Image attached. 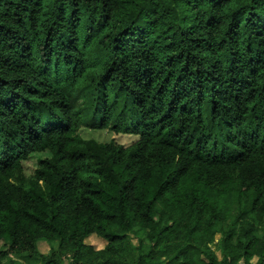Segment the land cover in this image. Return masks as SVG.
Returning a JSON list of instances; mask_svg holds the SVG:
<instances>
[{
    "label": "trees",
    "instance_id": "obj_1",
    "mask_svg": "<svg viewBox=\"0 0 264 264\" xmlns=\"http://www.w3.org/2000/svg\"><path fill=\"white\" fill-rule=\"evenodd\" d=\"M0 264H264V0H0Z\"/></svg>",
    "mask_w": 264,
    "mask_h": 264
},
{
    "label": "rangeland",
    "instance_id": "obj_2",
    "mask_svg": "<svg viewBox=\"0 0 264 264\" xmlns=\"http://www.w3.org/2000/svg\"><path fill=\"white\" fill-rule=\"evenodd\" d=\"M80 134L86 139H94L99 143H108L112 139H115L118 143L129 145L135 140L134 136L131 135H119L115 134L110 129H90L82 128ZM46 155L44 153H35L31 155L30 159L27 160L24 164V169L19 174V180L21 179L25 184H29L34 177L35 170L38 168L39 161L43 159ZM236 212L234 211V215ZM131 237V236H130ZM220 235L217 236V241L220 239ZM132 238V237H131ZM135 242H138L137 239H134ZM87 245H93L95 248H103L106 244L104 239H100L96 236H90L85 240ZM37 251L48 254L51 251V244L46 240H40L37 243ZM255 261V260H254Z\"/></svg>",
    "mask_w": 264,
    "mask_h": 264
}]
</instances>
